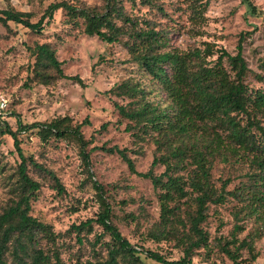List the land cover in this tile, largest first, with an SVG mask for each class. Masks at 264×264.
Instances as JSON below:
<instances>
[{"label":"rangeland","instance_id":"1","mask_svg":"<svg viewBox=\"0 0 264 264\" xmlns=\"http://www.w3.org/2000/svg\"><path fill=\"white\" fill-rule=\"evenodd\" d=\"M55 1L59 0H0V8L23 12L29 21L43 15L39 31L10 20L5 25L0 23V97L5 100L0 109V122L5 120L14 129L16 116L22 123L60 116L68 117L71 124L87 119L80 124L87 158L82 157V147L72 135L50 134L43 138L35 128L17 133L19 146L27 158L26 173L38 182L29 199L28 212L48 229L45 234H36L33 246L49 256L50 264L55 255L63 264H86V261L104 258L103 241L108 235L101 233L98 224L92 223L89 230L79 233L81 242L76 241L75 232L69 229L71 223L96 213L97 194L101 193L111 206V221L131 244L138 249L157 251L165 258H176L181 255L187 233L188 213L195 207L194 191L187 184L193 164L187 158V163L173 171L181 175L187 193L176 203L178 218L159 231L158 188L148 177L131 172L116 152L105 149L111 145L124 147L138 172L146 171L152 157L159 153L151 137L138 138L126 129L127 120L118 114L113 100L124 103L127 98L104 92L106 89L131 77L153 103L165 106L168 98L159 83L130 58L124 36L106 42L94 34L88 35L82 31V18H75L61 8L47 16L45 7ZM66 1L97 8H102L105 2ZM203 1L206 5L202 9ZM249 2L253 10L242 0H119L129 16L153 20L155 28L164 34L166 47L190 50L202 49L207 44L213 51L206 55L208 64L221 49L233 55L241 36V55L246 66L242 82L247 88L264 91V0ZM41 42L49 43L54 49L63 73L77 74L84 84L57 77L51 69L46 70L50 76L41 81L33 71L32 53L33 45ZM221 63L232 76L233 69L225 56ZM247 110L248 113L235 116L241 122L247 115L253 116L264 127V109L249 106ZM218 131L222 137L217 142L211 141L206 148L215 151L207 155L212 157L208 171L214 188L218 189L225 181L224 195L220 202H207L205 218L199 224L206 232V243L193 249L192 264H264V216L261 212L258 215L247 212L249 204L244 198V191L256 178L251 172V153L242 146L228 144L223 131ZM205 133L199 129L189 132L182 143L201 146ZM18 162L11 137L0 134V212L16 197ZM163 168L157 162L152 170L157 174ZM95 184L101 186L100 192ZM262 209L264 205L259 211ZM98 233L101 235L95 240ZM241 239L249 246L238 244ZM11 249L12 242H9L3 256L8 264H16V255ZM226 249L235 251L234 262ZM139 260L142 264H159L143 253L139 254ZM120 264H127V259H121Z\"/></svg>","mask_w":264,"mask_h":264},{"label":"trees","instance_id":"2","mask_svg":"<svg viewBox=\"0 0 264 264\" xmlns=\"http://www.w3.org/2000/svg\"><path fill=\"white\" fill-rule=\"evenodd\" d=\"M249 10L253 5L249 0H242ZM201 4V3H198ZM202 9L206 5L203 1ZM64 9L73 17H81L82 31L88 35H96L106 42H112L124 36V45L142 71L150 78L156 80L168 98V104L161 106L145 97V91L140 84L131 77L113 84L104 92L127 98L124 103L113 100V106L118 114L127 122L126 129L136 137H151L159 153L150 161L149 168L144 172L134 169L133 161L126 153L124 147L111 145L105 147L107 151L116 152L126 163L131 172L148 177L152 185L158 188L159 224L164 230L173 220L178 218L179 198L186 195L183 188L184 181L181 175L173 173L177 166L189 162L193 164L190 169L188 186L194 191V210L188 213L187 233L182 241L181 255L176 258H165L157 251L151 249H138L131 244L111 221V206L101 195L97 194L98 210L93 216L71 223L69 229L75 232V239L81 242L79 233L89 230L92 223L101 227V233H106L108 239L104 242L106 256L86 264H120L126 258L127 264H142L139 254L150 258L159 264H192L193 249L206 243V232L200 227L205 218L207 202L217 203L223 200V184L218 189L211 185L209 180V166L211 158L207 157L215 151L206 149L211 141H218L222 137L218 130H222L226 142L233 146H242L244 151L250 152L249 162L253 165L251 172L256 176L244 191L248 208L247 212L264 216V127L259 125L254 117L247 115L241 122L235 115L248 113L249 106L264 109V91L247 88L242 82V75L246 69L244 58L241 55V36L236 43V52L232 55L221 49L211 64L206 55L213 53L207 44L199 49L181 50L176 47H166V39L160 29H156L154 21L149 18L131 17L123 11L119 0H105L102 8L95 6H78L66 0L50 2L44 9L47 16H51L54 9ZM25 14L9 8H0V23L5 25L8 20L39 31L42 27L41 15L35 21H29ZM120 20L119 23L115 19ZM34 54L33 71L41 81L50 76L46 70L51 69L57 77H66L83 85V80L77 74L63 73L60 61L56 58L54 49L47 42L35 43L32 47ZM225 56L233 69L230 76L221 63ZM264 112V111H263ZM66 119V120H65ZM87 122L84 117L81 122L71 124L68 117H52L47 121H32L22 123L16 116V127L2 120L0 134H8L12 145L19 157L17 163V177L15 180V198L0 212V264H8L4 258L7 244L12 242V251L16 255V264H50L49 256L39 247H34V238L37 233L48 232L46 225L29 214V199L38 182L26 173V156L21 151L17 133L29 128L41 137L50 134L61 137L72 135L82 147V157L87 158L83 150L86 140L80 131V124ZM103 126V124H102ZM196 127V129H193ZM204 131L201 137V146L182 143L184 136L197 130ZM209 138V139H208ZM203 141V142H202ZM103 146V145H101ZM104 147V146H103ZM188 150L186 153L185 151ZM34 166L36 162L28 159ZM160 162L164 168L154 173L152 167ZM55 180L53 173L47 171ZM260 184V187H257ZM98 192L101 186L95 184ZM58 188H61L58 186ZM237 226V225H236ZM101 233L95 236L99 238ZM235 242V237H232ZM238 244L249 246L243 239ZM232 257L235 251L226 249ZM51 264H63L57 255Z\"/></svg>","mask_w":264,"mask_h":264},{"label":"built area","instance_id":"3","mask_svg":"<svg viewBox=\"0 0 264 264\" xmlns=\"http://www.w3.org/2000/svg\"><path fill=\"white\" fill-rule=\"evenodd\" d=\"M4 105H5V100L4 98L0 97V109L3 108Z\"/></svg>","mask_w":264,"mask_h":264}]
</instances>
